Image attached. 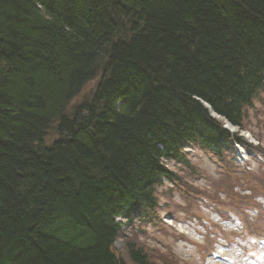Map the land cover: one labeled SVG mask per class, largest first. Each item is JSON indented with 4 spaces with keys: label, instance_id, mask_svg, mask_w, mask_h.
<instances>
[{
    "label": "trees",
    "instance_id": "obj_1",
    "mask_svg": "<svg viewBox=\"0 0 264 264\" xmlns=\"http://www.w3.org/2000/svg\"><path fill=\"white\" fill-rule=\"evenodd\" d=\"M261 93L264 0H0V264H151L118 216Z\"/></svg>",
    "mask_w": 264,
    "mask_h": 264
},
{
    "label": "rangeland",
    "instance_id": "obj_2",
    "mask_svg": "<svg viewBox=\"0 0 264 264\" xmlns=\"http://www.w3.org/2000/svg\"><path fill=\"white\" fill-rule=\"evenodd\" d=\"M101 76L102 71L86 84L69 111L92 96ZM256 99L255 107L248 110L245 131L261 140L263 149L253 158L244 154L250 170L244 172V166L236 161L221 163L204 151L192 150L189 157L196 170L192 173L185 168L184 177L196 207L182 210L183 192L166 196L161 191V216L172 218L173 225L159 222L147 231L136 225L135 229L126 228L124 239L115 245L119 255L127 260L128 242H134L151 264H264V94ZM56 136L52 127L45 144Z\"/></svg>",
    "mask_w": 264,
    "mask_h": 264
},
{
    "label": "bare ground",
    "instance_id": "obj_3",
    "mask_svg": "<svg viewBox=\"0 0 264 264\" xmlns=\"http://www.w3.org/2000/svg\"><path fill=\"white\" fill-rule=\"evenodd\" d=\"M78 95H79V94H78ZM78 95H77V96H78ZM77 96H76V97H77Z\"/></svg>",
    "mask_w": 264,
    "mask_h": 264
}]
</instances>
